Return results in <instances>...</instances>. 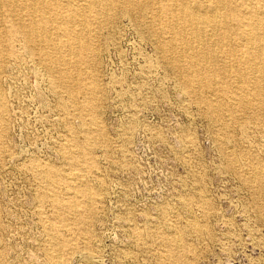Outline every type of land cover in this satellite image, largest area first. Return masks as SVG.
Wrapping results in <instances>:
<instances>
[{"label": "rangeland", "instance_id": "obj_1", "mask_svg": "<svg viewBox=\"0 0 264 264\" xmlns=\"http://www.w3.org/2000/svg\"><path fill=\"white\" fill-rule=\"evenodd\" d=\"M144 14L123 3L91 27L99 94L90 116L102 136L78 171L95 195L84 236L66 234L69 249L51 246L52 209L32 165L67 173L63 147L85 142L82 120L23 53L4 64L0 264H168L161 238L176 231L181 264H264V184L248 176L264 175V108L211 111L221 94L186 89L178 54L158 50L159 29Z\"/></svg>", "mask_w": 264, "mask_h": 264}, {"label": "bare ground", "instance_id": "obj_2", "mask_svg": "<svg viewBox=\"0 0 264 264\" xmlns=\"http://www.w3.org/2000/svg\"><path fill=\"white\" fill-rule=\"evenodd\" d=\"M123 3L145 11L146 23L158 27L159 51L178 54L173 58L174 69L186 75L182 82L187 90L197 93L195 89L215 87L221 94L220 102L206 103L211 111L221 112L225 103L236 112L264 108V0H0V73L6 62L23 53L43 69L54 93L67 96L73 115L82 120L85 142L71 139L63 147L67 173L32 165L42 183L41 198L52 209L53 222L47 228L50 243L59 251L67 247V233L84 236L81 231L87 226L95 195L78 172L102 136L90 116L99 90L90 73L93 50L87 42L94 31L91 27L108 19ZM185 58L183 66L180 60ZM219 59L224 60L222 66L216 64ZM5 112L0 93V147ZM248 176L264 184L261 170L250 169ZM60 182L65 187L61 193L56 190ZM191 226L200 232L196 222ZM168 234L161 238L166 245L164 259L181 264L187 250L181 249V233Z\"/></svg>", "mask_w": 264, "mask_h": 264}]
</instances>
